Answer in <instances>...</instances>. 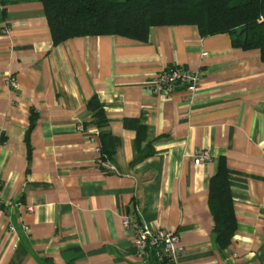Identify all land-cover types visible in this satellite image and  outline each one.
Listing matches in <instances>:
<instances>
[{
  "label": "crops",
  "instance_id": "1",
  "mask_svg": "<svg viewBox=\"0 0 264 264\" xmlns=\"http://www.w3.org/2000/svg\"><path fill=\"white\" fill-rule=\"evenodd\" d=\"M171 65L198 70V87L154 93V75ZM94 95L119 139L104 158ZM201 149L211 160L196 164ZM222 158L236 217L224 247L209 204ZM125 216L177 229L178 264L264 262L261 51L187 23L152 26L146 41L55 44L42 2L0 0V264H159L152 248L137 254Z\"/></svg>",
  "mask_w": 264,
  "mask_h": 264
},
{
  "label": "trees",
  "instance_id": "2",
  "mask_svg": "<svg viewBox=\"0 0 264 264\" xmlns=\"http://www.w3.org/2000/svg\"><path fill=\"white\" fill-rule=\"evenodd\" d=\"M38 1L44 6L55 44L75 36L101 34H117L146 41L152 26L187 23L196 24L202 35L229 32L234 46L257 48L264 60V0ZM87 107L92 112V123L100 129L103 158L105 155L112 156L119 139L108 130L109 119L104 104L94 95ZM33 124L32 119L31 127ZM140 140L136 139L137 146ZM152 153V150L140 153L135 162ZM209 188L214 232L218 243L224 247L230 243L236 231V217L223 158L210 179Z\"/></svg>",
  "mask_w": 264,
  "mask_h": 264
},
{
  "label": "built area",
  "instance_id": "3",
  "mask_svg": "<svg viewBox=\"0 0 264 264\" xmlns=\"http://www.w3.org/2000/svg\"><path fill=\"white\" fill-rule=\"evenodd\" d=\"M7 31V29H6ZM204 55L207 52L203 53ZM201 80V73L182 65L168 66L156 73L151 81L150 89L154 93L163 96L172 95L179 88H187L194 91ZM6 84L11 87H17L18 80L15 75H10L6 79ZM84 127L79 126L82 131ZM211 160L208 150L201 149L195 154L194 162L200 164ZM32 209V207H30ZM125 227L134 229V243L139 256H144L147 249L155 250L159 264H178L180 256L184 253V246L181 243V235L177 229L163 228L149 223H140L129 216L123 218ZM261 264H264L262 262Z\"/></svg>",
  "mask_w": 264,
  "mask_h": 264
}]
</instances>
